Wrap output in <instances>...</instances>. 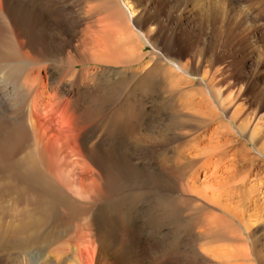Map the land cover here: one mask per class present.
Here are the masks:
<instances>
[{
  "label": "rangeland",
  "instance_id": "374dc122",
  "mask_svg": "<svg viewBox=\"0 0 264 264\" xmlns=\"http://www.w3.org/2000/svg\"><path fill=\"white\" fill-rule=\"evenodd\" d=\"M101 1L62 0L58 19L32 20L31 54L0 55V65H21L0 68V179L27 189L16 168L31 159L64 175L53 184L97 222L83 250L92 264H264V0H123L132 16L122 0ZM109 12L104 27L97 20ZM33 93L48 117L30 112ZM228 213L235 238L203 230ZM62 244L63 264H75V244ZM52 246L36 264L55 262ZM30 248L33 262L41 249Z\"/></svg>",
  "mask_w": 264,
  "mask_h": 264
},
{
  "label": "bare ground",
  "instance_id": "6f19581e",
  "mask_svg": "<svg viewBox=\"0 0 264 264\" xmlns=\"http://www.w3.org/2000/svg\"><path fill=\"white\" fill-rule=\"evenodd\" d=\"M90 1V0H89ZM106 2L107 0H102L101 2ZM82 2V1H81ZM128 11L129 15L132 16V11L130 10V7L127 6L123 0L121 1ZM259 6H260V2ZM75 4V3H74ZM77 4V3H76ZM263 7L261 6V12L264 14V2L262 3ZM261 4V5H262ZM62 0H0V29L3 30L2 33V40L0 38V55L8 56V59L14 55H17L18 53H27L31 54L33 50L26 45V41L29 39H34L30 36L29 29L32 28V20L36 15L40 17H44L46 13H52L54 18L59 17V13L61 12L62 7ZM66 6V5H65ZM79 7V6H78ZM98 7V6H97ZM86 8V7H85ZM91 9V7H90ZM63 10V9H62ZM66 12V10L64 9ZM85 11V10H84ZM100 12V11H99ZM96 13V11H95ZM102 13V12H101ZM72 14V13H71ZM48 15V14H47ZM85 15H87L85 13ZM93 16V15H92ZM87 17V16H85ZM97 17V16H96ZM39 18V17H38ZM47 18V17H46ZM53 18V19H54ZM99 18V16H98ZM45 19V18H44ZM58 19V18H57ZM115 18L113 17V12H109L107 16H103L99 18L97 21L99 23H102L104 27L110 26L109 21H113ZM36 20V19H35ZM55 20V19H54ZM62 20V19H61ZM60 20V21H61ZM72 20V19H71ZM96 20V18H94ZM93 20V21H94ZM44 21V20H43ZM51 21V20H50ZM58 21V20H56ZM55 21V22H56ZM59 22V21H58ZM116 23V22H115ZM44 24V23H43ZM109 24V25H108ZM114 24V22H113ZM96 25V23H95ZM115 26V24H114ZM117 26V25H116ZM54 27V26H53ZM87 27V26H86ZM35 28V27H34ZM43 28V27H42ZM50 28V27H49ZM55 28V27H54ZM108 28V27H107ZM110 28V27H109ZM103 29V28H102ZM36 30V29H35ZM99 30V29H98ZM101 30V29H100ZM110 30V29H109ZM34 31V30H33ZM113 31V29H112ZM0 33V34H1ZM42 33V32H41ZM102 33V32H101ZM43 34V33H42ZM38 35V34H37ZM55 36L57 39H61V33L58 31L55 33ZM107 38H104L103 40H106ZM60 41V40H59ZM42 43V42H41ZM104 43V42H103ZM121 44V43H120ZM130 44V43H129ZM132 45V44H131ZM130 45V46H131ZM97 47V46H96ZM129 47V46H128ZM138 47V46H137ZM99 48V46H98ZM126 51V50H125ZM121 52V51H120ZM130 52V50H129ZM116 54L114 52L110 53ZM102 55V54H101ZM101 57V56H99ZM112 57V56H111ZM42 66V65H41ZM72 66V65H71ZM5 67V70H12L18 69L21 67V65H0V68ZM43 67V66H42ZM33 68V67H32ZM39 68V67H38ZM66 68V67H65ZM67 69V68H66ZM28 71V70H27ZM68 70H66V73ZM20 75V74H19ZM2 78V77H1ZM8 78V77H7ZM71 81V79H70ZM42 82V81H41ZM4 86V85H3ZM45 86H47L45 84ZM5 87V86H4ZM48 87V86H47ZM19 88V87H18ZM41 91V90H40ZM47 91V90H45ZM43 90V92H45ZM50 92V91H49ZM54 92V91H53ZM35 93V92H34ZM33 93L32 97V104H31V113L33 116H43L44 114H48L47 110L43 114L38 108L34 100L36 99V94ZM2 94V93H1ZM4 95V94H3ZM47 95V94H46ZM7 96V95H6ZM30 97V96H29ZM88 97V96H87ZM3 98V97H2ZM15 100V99H14ZM22 101V100H21ZM40 101V100H39ZM31 102V100L29 101ZM18 104V103H17ZM19 105V104H18ZM171 105V104H170ZM41 106V105H40ZM50 106V105H49ZM24 107V106H23ZM42 107V106H41ZM18 108V107H17ZM28 108V107H27ZM51 109V108H50ZM29 110V109H28ZM45 110V109H44ZM52 110V109H51ZM50 110V111H51ZM16 112V111H15ZM19 113V112H18ZM116 113V112H115ZM114 113V114H115ZM129 113V112H128ZM131 113V112H130ZM15 114V113H14ZM23 114V112H22ZM46 114V116H47ZM122 114V113H121ZM173 114V113H172ZM31 115V114H29ZM117 115V114H116ZM115 115V116H116ZM45 116V117H46ZM89 116V115H88ZM122 116V115H121ZM24 117V114L23 116ZM48 117V116H47ZM96 117V116H94ZM29 118V117H28ZM27 118V119H28ZM39 118V117H38ZM91 118V117H90ZM117 118V116H116ZM118 118H120V114L118 115ZM93 119V118H92ZM91 119V120H92ZM115 119V118H113ZM19 120V119H18ZM22 120V119H21ZM38 120V119H36ZM46 120V119H45ZM111 120V119H110ZM116 120V119H115ZM33 121V120H32ZM47 121V120H46ZM112 121V120H111ZM176 121V120H175ZM20 123V121H18ZM22 122V121H21ZM30 122V121H29ZM45 122V121H44ZM113 122H115L113 120ZM42 123V121H41ZM107 123V122H106ZM112 123V122H111ZM38 124V122H37ZM116 124V123H115ZM107 125V124H106ZM43 126V124H42ZM69 126V125H68ZM108 126V125H107ZM28 127V126H27ZM34 127L37 128V125L35 124ZM44 127V126H43ZM103 127H105L103 125ZM26 128V127H25ZM29 128V127H28ZM27 128V129H28ZM40 128V127H39ZM106 128V127H105ZM112 128V127H111ZM27 129H25L27 131ZM30 129V128H29ZM34 129V128H33ZM74 131V128H72ZM71 129V130H72ZM108 129V128H107ZM31 131V130H30ZM33 131V130H32ZM31 131V132H32ZM108 132V131H107ZM35 133V132H34ZM73 133V132H72ZM20 134V133H19ZM23 134V133H22ZM28 134V133H27ZM30 135V134H29ZM26 136V135H25ZM87 137V136H86ZM57 143V142H56ZM93 145V144H92ZM90 146V145H89ZM1 147V146H0ZM42 149V148H41ZM40 149V150H41ZM87 149V148H86ZM91 149V148H89ZM84 150V148H83ZM173 150V149H172ZM183 150V149H182ZM187 150V149H186ZM81 151V150H80ZM89 151V150H88ZM99 151V150H98ZM195 151V150H194ZM37 152V151H36ZM65 152V151H64ZM93 152V151H92ZM90 152V153H92ZM182 152V151H181ZM78 153V152H77ZM186 158L188 156L189 163H193L195 159L196 153H193V151H187ZM40 154V152H39ZM104 154V153H103ZM24 155V154H22ZM27 155V154H25ZM31 155V154H29ZM33 155V154H32ZM31 155V156H32ZM56 155V154H55ZM59 155V153H58ZM81 155V154H80ZM102 155V154H101ZM179 155V154H177ZM36 156V155H35ZM38 156V155H37ZM41 156V155H40ZM45 156V155H44ZM60 156V155H59ZM57 156V157H59ZM90 156V155H89ZM116 156V154H115ZM119 156V155H118ZM180 156V155H179ZM194 156V157H193ZM26 158V156H24ZM29 157V156H28ZM34 157V156H33ZM56 157V158H57ZM62 157V156H60ZM65 157V156H63ZM36 158V157H35ZM34 158V159H35ZM54 158V157H53ZM91 158V157H90ZM93 158V156H92ZM100 158V157H99ZM111 158V157H110ZM109 158V159H110ZM116 158V157H115ZM22 160L24 158H21ZM43 159V158H40ZM49 159V158H48ZM52 159V158H51ZM65 159H69L66 158ZM117 159V158H116ZM20 160V161H22ZM26 160V159H25ZM39 160V159H38ZM38 160H33L29 162L27 161L26 164L18 165L17 169V177L21 178V183L23 185H27V189L23 188V186H20L18 183L14 181H7L4 182V180L7 179H0V259H7L8 261L10 259L14 260L11 264H36L39 262L40 256L43 254L42 252L45 251V248L47 245H53L51 247V252L57 253V259L53 264H63V259L61 258L62 253L65 252V247L63 246L64 241L72 242V245L75 244L74 250L70 247L68 250L71 259L74 261L75 264H92L93 260V254L94 251H90L88 253H85L83 250L88 247L89 245L94 244L95 238L92 236V229L95 226L92 216L86 217V213L88 210H90L91 207L87 209L85 212V206L82 202H72L71 199L68 200L67 196L61 191L60 186L53 184L54 181H52L55 177L60 184L64 181V175H62L60 172L57 173L56 176L49 175L52 173L51 168L50 169H44V167H40ZM44 160V159H43ZM99 160V159H98ZM107 160V159H106ZM24 161V160H23ZM42 161V160H41ZM49 161V160H47ZM55 161V159H54ZM65 161V160H64ZM71 161V160H69ZM113 161V160H111ZM29 162V163H28ZM51 161H49L50 163ZM60 162V161H59ZM67 162V161H66ZM119 162V161H118ZM47 163V164H49ZM52 163V162H51ZM50 163V164H51ZM61 163V162H60ZM96 163V162H95ZM45 164V162H44ZM67 164H69L67 162ZM71 164V162H70ZM88 164V163H87ZM112 164V163H111ZM122 164V163H121ZM53 165L54 169V164ZM190 165V164H189ZM63 166V164H62ZM71 166V165H69ZM100 166V165H99ZM112 166V165H111ZM164 166V165H162ZM67 167V165H66ZM73 167V166H72ZM125 167V166H124ZM167 167V166H166ZM49 168V167H47ZM58 168V167H57ZM55 168V169H57ZM63 168V167H62ZM93 170V167H91ZM123 168V166H122ZM134 168V167H133ZM61 169V168H60ZM97 169V168H96ZM116 169V167H115ZM125 169V168H124ZM168 169V168H167ZM8 170V169H7ZM62 170V169H61ZM112 170V169H111ZM123 170V169H122ZM135 171V169H132ZM177 170V169H176ZM13 171V170H12ZM53 171V172H54ZM63 171V170H62ZM61 171V172H62ZM71 171V170H70ZM124 171V170H123ZM174 171V170H173ZM1 172V171H0ZM3 172V171H2ZM7 172V171H5ZM98 172V171H96ZM112 172V171H110ZM136 172V171H135ZM134 172V173H135ZM209 172V171H208ZM211 172V171H210ZM4 173V172H3ZM113 173V172H112ZM133 173V172H132ZM138 173V172H137ZM140 173V170H139ZM160 174L163 176H166L163 174V172L159 171ZM171 173V172H170ZM207 176L209 174L207 171H204ZM212 173V172H211ZM210 173V174H211ZM2 175V173H0ZM6 174V173H5ZM99 174V173H98ZM105 174V173H104ZM118 174V173H117ZM122 174V173H121ZM0 175V176H1ZM8 175V174H7ZM107 175V174H106ZM115 175V173H114ZM119 175V174H118ZM128 175V174H126ZM134 175V174H133ZM16 176V175H15ZM52 176V177H51ZM131 176V175H130ZM162 176V177H163ZM2 178H6V175H2ZM122 177V176H121ZM126 177V176H125ZM123 176V178H125ZM128 177V176H127ZM126 177V178H127ZM132 177V176H131ZM160 177V176H159ZM195 177V180L198 178ZM11 178V177H10ZM97 178V177H96ZM102 178V176H101ZM111 178V176H109ZM209 178V177H208ZM207 178V179H208ZM68 179V178H67ZM194 179V178H193ZM3 180V182H2ZM103 180V179H102ZM107 180L104 178L103 181ZM111 180V179H110ZM127 180V179H126ZM206 180V179H205ZM99 182V180L95 179L91 181V184H96ZM107 182V181H106ZM261 182V181H260ZM69 183V182H68ZM73 183V182H72ZM85 183V182H84ZM100 183V182H99ZM97 183V184H99ZM103 182H101L102 184ZM110 183V182H109ZM259 183V182H258ZM99 184V185H101ZM62 185V184H61ZM77 185V184H76ZM103 185V184H102ZM105 185V184H104ZM263 185V184H262ZM65 186V184H64ZM91 185L89 184V187ZM117 186V185H116ZM66 187V186H65ZM92 187V186H91ZM106 187V186H105ZM104 187V191L106 190ZM108 187V186H107ZM237 187L244 188L246 187L245 184L237 183L235 186L231 188H235V197L240 202L241 207L247 208L246 206V196L243 195L242 191H238ZM254 187V186H253ZM262 187V186H261ZM69 188V187H68ZM75 188V187H73ZM80 188V187H79ZM84 189L86 187H83ZM91 189V188H90ZM89 189V190H90ZM102 189V188H101ZM28 190V191H27ZM66 190V189H65ZM68 191V190H66ZM229 191V190H228ZM227 190L224 191V194L222 193V196H232L234 195V192L228 193ZM71 192V191H70ZM89 192V191H87ZM86 193V192H85ZM225 193H227L225 195ZM84 195V193H82ZM89 194V193H88ZM99 194V193H98ZM101 194V193H100ZM80 195V194H79ZM103 195V194H102ZM53 196H55L54 200H52ZM69 196V195H68ZM73 196V194H72ZM95 196V195H94ZM106 196V195H105ZM264 196V194H263ZM82 196L80 195V198ZM88 197V196H87ZM155 197V196H154ZM83 198V197H82ZM99 198V197H98ZM101 198V197H100ZM156 198V197H155ZM262 198V197H261ZM79 199V198H78ZM115 199V198H114ZM259 199V198H258ZM82 200V199H81ZM80 200V201H81ZM84 200V199H83ZM95 200V199H94ZM97 200V199H96ZM102 200V199H100ZM109 200V199H108ZM111 200V199H110ZM109 200V201H110ZM160 200V199H159ZM66 201V203L64 202ZM86 201V200H85ZM107 200H105L106 203ZM116 201V200H114ZM162 201V200H161ZM215 201V200H214ZM213 201V202H214ZM257 201V198H256ZM101 202V201H99ZM157 202V201H156ZM248 202V201H247ZM97 203V202H96ZM103 203V205L105 204ZM114 203V202H113ZM117 203V202H116ZM115 203V205H116ZM128 203V202H126ZM160 203V202H158ZM157 203V204H158ZM249 203V202H248ZM89 204V203H86ZM112 204V203H111ZM162 204V203H161ZM171 202H167L164 205L167 207L170 205ZM216 204V203H215ZM63 205V207H62ZM68 208H66L67 206ZM98 204H96L97 206ZM163 205V204H162ZM94 206V205H93ZM105 211H108V209L111 207L110 204H106ZM164 206V207H165ZM95 207V206H94ZM108 207V208H107ZM113 207V206H112ZM117 207V206H116ZM136 207V206H134ZM152 207V206H151ZM163 207V206H162ZM264 209V197H263V205ZM72 211H70V209ZM93 208V207H92ZM158 208V206H157ZM161 208V206H159ZM68 209V211H67ZM154 209V208H153ZM166 209V208H165ZM177 208L174 207L173 212H176ZM102 211V210H101ZM112 211V210H111ZM89 212V211H88ZM94 212V211H93ZM155 212V211H154ZM157 212V209H156ZM231 212V211H230ZM48 213L50 214L48 216ZM102 213V212H101ZM111 213V212H110ZM129 213V212H128ZM93 214V213H92ZM113 214V213H112ZM111 214V215H112ZM230 215V213H228ZM102 215V214H101ZM104 215V214H103ZM154 215V214H153ZM229 215H214L213 218H209L207 220L206 224L208 230H205L209 234H213L216 237L224 238V239H233V231L237 230L236 226L232 223V216ZM157 216L155 215V222L157 223ZM104 217V216H103ZM110 217V216H109ZM154 217V216H153ZM152 215L149 217V220H153ZM96 220V219H95ZM105 221V219H103ZM110 220V219H109ZM108 221V220H107ZM126 221V220H125ZM110 222V221H109ZM122 223V222H121ZM246 225V223L244 222ZM103 225V224H102ZM101 226V225H100ZM67 230V234L63 235V230ZM104 227V226H102ZM100 227V228H102ZM99 228V229H100ZM205 228V227H204ZM247 228V227H246ZM249 228V225H248ZM121 229V228H120ZM96 231V230H95ZM109 231V229H106V232ZM204 233V232H203ZM235 235V234H234ZM200 236V235H199ZM97 240V238H96ZM211 243V242H210ZM31 246L39 247L41 249V252L38 250V254L33 262H31L28 259L29 250H32L30 248ZM64 247V248H63ZM50 248V246H49ZM38 249V248H37ZM17 251H20L23 253V258H21V262H17L16 253ZM50 251V250H49ZM12 253L13 256H12ZM19 254V253H18ZM220 254V253H219ZM226 255V253H225ZM224 255V256H225ZM217 256V255H216ZM19 257V256H18ZM218 257V256H217ZM221 257V254H220ZM76 260H75V259ZM4 260V259H3ZM16 260V262H15ZM1 262V261H0ZM52 263V262H50ZM6 264V263H5ZM41 264H48V260L45 259L41 261Z\"/></svg>",
  "mask_w": 264,
  "mask_h": 264
}]
</instances>
